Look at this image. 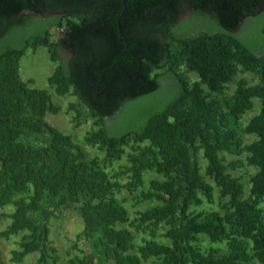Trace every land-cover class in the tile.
Instances as JSON below:
<instances>
[{
  "label": "trees",
  "instance_id": "obj_1",
  "mask_svg": "<svg viewBox=\"0 0 264 264\" xmlns=\"http://www.w3.org/2000/svg\"><path fill=\"white\" fill-rule=\"evenodd\" d=\"M189 2L198 17L221 33H197V24L174 23ZM264 0H0V212L9 219L0 236H20L10 260L20 263L29 253L32 264H59L49 239V221L66 210L82 220L76 240L92 249L70 257L65 264H264V9L237 28L239 19L256 12ZM65 12L46 21L10 18L25 8ZM202 8L211 10L209 19ZM32 20L33 26L26 28ZM26 30V31H25ZM53 30H58L53 40ZM179 31V32H177ZM160 38L162 40H160ZM45 47L56 63L48 78L57 95L70 93L75 102L73 121L94 118L98 129L84 143L104 151V160L117 159L128 138L135 149L122 174L128 192L142 183L144 171L155 169L162 179L150 180L138 201H155L138 211L130 226L137 232L160 226L167 243L146 240L134 251V234L125 227L127 210L112 196L113 184L97 157L70 134L52 126L47 113H56L50 94L30 86L20 76L19 60L28 48ZM60 46L71 52L62 57ZM177 62L195 72L199 81L175 69ZM163 73L157 72L164 69ZM239 72L256 81H240L228 100L213 94L227 89ZM175 84L171 95L144 122L117 132L124 108L155 95L160 79ZM206 87V89L204 88ZM258 99V112L243 126L240 120ZM120 108L119 112L113 113ZM111 122L110 125L105 123ZM101 126V127H100ZM255 139L241 145L237 127ZM219 188L220 210H191L211 198V184ZM245 153L250 175L248 198L243 184L227 172L238 162L223 153ZM225 197H227L226 200ZM205 235L226 252L201 251L194 242Z\"/></svg>",
  "mask_w": 264,
  "mask_h": 264
},
{
  "label": "rangeland",
  "instance_id": "obj_2",
  "mask_svg": "<svg viewBox=\"0 0 264 264\" xmlns=\"http://www.w3.org/2000/svg\"><path fill=\"white\" fill-rule=\"evenodd\" d=\"M190 17V15L188 16ZM188 24H197L200 28V32L195 33V35L205 34V33H221L219 28H216L212 24L205 23L203 20L196 22L188 21ZM58 30H53L52 38L55 40ZM56 65L50 59L49 54L45 47H37L34 51L28 48L25 54L19 60V72L23 80L31 79L32 82L30 86L40 89H45L51 96L52 102L58 106V111L56 113H47L46 120L54 127L60 131L70 134L75 142L82 144L88 151L90 156H95L100 161L101 169L107 175L109 181L113 184L112 196L121 203L127 210L128 220L125 223H120L119 227H125L132 231L134 234V251L137 246L143 245L146 240H154L155 242L167 243L168 240L164 238L163 232L165 227L160 226L154 231V236L149 232L150 228L144 232H137L134 230L130 223L134 222L135 215L138 211L144 210L151 205H154L155 201H138L136 196L141 192L146 191L150 180L162 179V175L155 169H149L144 171L142 176V183L137 186L133 191L128 192L124 184L128 181V175L122 174L126 165H128V154L135 149L133 142L130 138L127 140V144L123 146L122 152L117 159L114 160H104V151L99 149L97 146H92L90 144L84 143V137L89 134L92 130H96L99 126L95 123L94 118H87L85 121H81L79 125L73 121V116H75V111H69L68 107L70 103L75 102L74 97L67 93L65 95H57L54 92L53 87L49 84L48 78L51 75L54 66ZM178 65V67H177ZM180 69V73L185 76L189 83L199 81L198 75L186 69L184 66L181 67L180 62H177L175 69ZM164 69L158 70L157 72L163 73ZM243 81L244 84L255 83L256 77L250 72H239L234 80L228 83L227 89L221 94H213L221 100H228L233 94L237 86ZM160 89L155 95L149 96L141 101L132 102L128 104L123 112V116L120 117L116 122L117 132H121L130 127H135L138 124L144 122V116L146 113L158 110L164 103L166 99L171 95L174 90L175 84L167 76H163L160 79ZM206 89V87H204ZM207 91V89H206ZM253 107L246 111L240 120V126H243L249 117L256 114L259 109L258 99H253ZM110 125L111 122L105 123ZM237 127V133L241 145L247 144L255 139L253 134H244L241 129ZM101 127V126H100ZM223 160L226 161H237L238 165L234 169L229 168L227 172L231 173L243 184V198H248L249 187H250V175L255 172V167L246 164L245 153L238 154H228L223 153ZM200 159L201 173L204 179L211 184L212 192L210 200L204 198V202L200 206H192L191 210L196 212H207L209 210H220V206L223 202L220 197L219 188L214 184V182L205 175V164L206 161L202 157V153H198ZM225 197L224 200H226ZM260 207L264 210V198L260 200ZM13 209L12 205H6L0 208V212H10ZM9 219L0 218V232L4 230ZM82 220L79 215L73 210H66L57 217H53L49 221V239L51 243L57 248L59 255V264H65L66 260L70 257L80 256L83 251H88L92 249L83 240H76V235L82 229ZM20 236H10L8 239H4L0 236V264H32L36 258L37 254L29 253L25 256L24 260L20 263H15L10 260L11 252L18 248V241ZM194 244L201 250L207 251L210 247H217L220 249V254L226 252V246L224 243H211L207 236L198 235L197 240ZM155 259H148L147 261H142V264H154Z\"/></svg>",
  "mask_w": 264,
  "mask_h": 264
},
{
  "label": "flooded vegetation",
  "instance_id": "obj_3",
  "mask_svg": "<svg viewBox=\"0 0 264 264\" xmlns=\"http://www.w3.org/2000/svg\"><path fill=\"white\" fill-rule=\"evenodd\" d=\"M23 11H32L34 14L33 15H27V16L21 17V18H26L27 17L29 19H35V20H40V21H46L47 19H49V18H51L53 16H62V15H64V14H51V12L55 11V10H53V9H45L43 4L40 5L39 7H37V9L25 8V9H23ZM58 12H63V11H58ZM202 12H203V14H205L207 16V18L216 20L215 15L212 13L211 10H208L206 8H202ZM180 14H181V19L178 17V15H180ZM178 15H177V19H176V21L174 23L175 26H178L182 22H188V21L196 22V21L202 20L200 17H198L196 10L193 8V6L189 2H187L184 5V7L178 13ZM189 15H190V17H188ZM21 18H19V19H21ZM247 18H248V16H247ZM247 18L245 19V21L247 20ZM216 21H217V23H220L219 19H217ZM245 21H243L242 24ZM32 26H33V24H32V20H31L29 22V24L26 26V28H28V27L31 28ZM240 28H241V26H240ZM238 29H236L234 32H237ZM177 32H179V31H177ZM198 32H200V30ZM191 34L195 35V32H191ZM59 48L61 50L62 57H66L67 59L70 58L71 52L69 50H65L62 46H60Z\"/></svg>",
  "mask_w": 264,
  "mask_h": 264
},
{
  "label": "water",
  "instance_id": "obj_4",
  "mask_svg": "<svg viewBox=\"0 0 264 264\" xmlns=\"http://www.w3.org/2000/svg\"><path fill=\"white\" fill-rule=\"evenodd\" d=\"M263 9H264V2L262 4H259V9L256 12L251 13V14H249L247 16L254 17V16L258 15ZM33 14L34 13L32 11H23L22 10V11L18 12L17 14H15L13 17H11L10 21H14V20L19 19L21 17H25L27 15H33ZM51 14H65V12H58V11L55 10V11H52ZM247 16H242L239 19L236 29L240 28L242 22L245 21ZM178 17L181 19V14L178 15ZM160 40H162V39L160 38ZM119 110H120V108L116 112L113 113V116H115L119 112Z\"/></svg>",
  "mask_w": 264,
  "mask_h": 264
}]
</instances>
